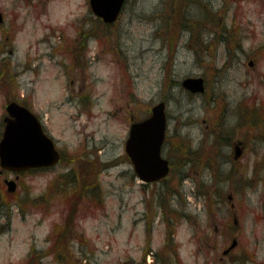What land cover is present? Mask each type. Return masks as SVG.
I'll return each mask as SVG.
<instances>
[{
    "label": "rangeland",
    "instance_id": "374dc122",
    "mask_svg": "<svg viewBox=\"0 0 264 264\" xmlns=\"http://www.w3.org/2000/svg\"><path fill=\"white\" fill-rule=\"evenodd\" d=\"M0 12V137L15 100L64 154L0 173V264H264V0H128L110 27L89 0ZM161 101L173 172L145 185L125 143Z\"/></svg>",
    "mask_w": 264,
    "mask_h": 264
},
{
    "label": "water",
    "instance_id": "95a60500",
    "mask_svg": "<svg viewBox=\"0 0 264 264\" xmlns=\"http://www.w3.org/2000/svg\"><path fill=\"white\" fill-rule=\"evenodd\" d=\"M124 3L125 0H90L94 13L106 23H114L118 19ZM3 21V14L0 12V25ZM252 65L253 62H250V66ZM182 85L192 93L205 91L202 77L186 78ZM7 112L9 115L4 119L5 130L0 141L1 167L11 171H25L56 165L60 153L53 140L45 133L37 115L15 101L7 106ZM166 130L165 102L155 105L149 118L131 126L126 152L135 171L146 182L161 180L170 172L169 160L162 156ZM7 184L10 192L16 191L17 183L14 180L7 181ZM236 245L237 240H234L224 253L227 254Z\"/></svg>",
    "mask_w": 264,
    "mask_h": 264
},
{
    "label": "flooded vegetation",
    "instance_id": "af4514ba",
    "mask_svg": "<svg viewBox=\"0 0 264 264\" xmlns=\"http://www.w3.org/2000/svg\"><path fill=\"white\" fill-rule=\"evenodd\" d=\"M127 2H128V0H127ZM127 2L125 3L124 9H125V7H126ZM132 118H133V117H131V120H132ZM2 134H3V131H2ZM2 134H1V135H2ZM237 147H241V146H240L239 144H236V145H235V149H236ZM241 148H242V147H241ZM235 154H236V150H235ZM235 159H237L236 156H235ZM36 170H37V171H44V170H47V169H46V168H41V169H34V170H32V171H36ZM48 170H49V169H48ZM73 174H74L76 177H78V172H76L75 170L73 171ZM85 178H86V177H85ZM84 183H86V184L88 183V182H87V179L84 180ZM85 195H87V193H86Z\"/></svg>",
    "mask_w": 264,
    "mask_h": 264
},
{
    "label": "trees",
    "instance_id": "16d2710c",
    "mask_svg": "<svg viewBox=\"0 0 264 264\" xmlns=\"http://www.w3.org/2000/svg\"><path fill=\"white\" fill-rule=\"evenodd\" d=\"M170 144V142H169V138L167 139V142H166V146L168 147V145ZM172 168H173V161H172ZM95 174H97V173H95ZM94 184V186H93V188H98V186L96 185V183H95V181L93 182Z\"/></svg>",
    "mask_w": 264,
    "mask_h": 264
}]
</instances>
